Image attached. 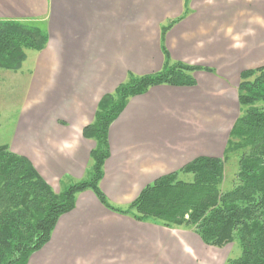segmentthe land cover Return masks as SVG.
<instances>
[{
    "label": "crops",
    "instance_id": "obj_1",
    "mask_svg": "<svg viewBox=\"0 0 264 264\" xmlns=\"http://www.w3.org/2000/svg\"><path fill=\"white\" fill-rule=\"evenodd\" d=\"M0 21L47 34L45 48L26 56L25 103L8 147L53 190L86 177L95 143L82 132L130 76L154 75L165 59L210 70L192 73L193 87L130 98L110 125L99 189L119 209L197 158L221 159L240 115V75L264 67V0H0ZM232 248L113 213L85 191L27 264H228Z\"/></svg>",
    "mask_w": 264,
    "mask_h": 264
},
{
    "label": "trees",
    "instance_id": "obj_2",
    "mask_svg": "<svg viewBox=\"0 0 264 264\" xmlns=\"http://www.w3.org/2000/svg\"><path fill=\"white\" fill-rule=\"evenodd\" d=\"M161 27L162 36L175 24ZM46 31L36 24L0 21V70L16 73L26 52H41ZM164 56L165 52L162 50ZM207 71L165 59L160 72L129 77L103 97L83 138L95 143L86 179L55 192L26 158L0 146V264H27L50 240L58 219L74 209L75 196L90 191L107 210L139 222L190 231L208 246H237L228 264H264V67L240 75V115L221 159L197 158L147 186L126 209L110 205L99 189L108 158V129L127 101L157 86L193 87L192 73ZM236 158L224 188L225 164ZM190 176L185 182L181 177Z\"/></svg>",
    "mask_w": 264,
    "mask_h": 264
},
{
    "label": "rangeland",
    "instance_id": "obj_3",
    "mask_svg": "<svg viewBox=\"0 0 264 264\" xmlns=\"http://www.w3.org/2000/svg\"><path fill=\"white\" fill-rule=\"evenodd\" d=\"M36 26L42 27L41 24H36ZM30 52L31 51H27L26 56ZM29 61L30 60H28L26 64L23 63L22 66L25 68L21 66L19 71L16 73L0 70V146H9L14 132V127L17 122L18 114L24 107L25 94L27 90L26 88L30 74L29 70H27ZM235 164V157L231 158L230 161L225 164V182L223 185L225 189L229 187V182L235 171ZM85 179L86 177L83 180ZM181 179L185 182L191 180L190 176L181 177ZM75 183H77V181L64 180L59 184V186L54 188V191H61L63 187L67 188ZM233 247L234 248L231 250L230 259H235L239 256V253L237 252V246L233 245Z\"/></svg>",
    "mask_w": 264,
    "mask_h": 264
}]
</instances>
